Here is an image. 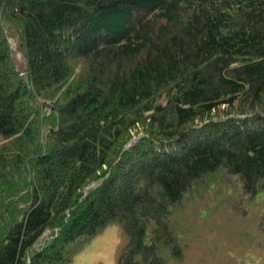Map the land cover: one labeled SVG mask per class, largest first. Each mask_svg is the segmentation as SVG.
Returning <instances> with one entry per match:
<instances>
[{
	"label": "trees",
	"instance_id": "trees-1",
	"mask_svg": "<svg viewBox=\"0 0 264 264\" xmlns=\"http://www.w3.org/2000/svg\"><path fill=\"white\" fill-rule=\"evenodd\" d=\"M111 226L115 264H264V0H0V264Z\"/></svg>",
	"mask_w": 264,
	"mask_h": 264
},
{
	"label": "rangeland",
	"instance_id": "rangeland-1",
	"mask_svg": "<svg viewBox=\"0 0 264 264\" xmlns=\"http://www.w3.org/2000/svg\"><path fill=\"white\" fill-rule=\"evenodd\" d=\"M10 44L14 50L13 58L17 70L20 73H27V62L25 57L17 48L16 39L10 38ZM50 108L54 111V104L50 105ZM135 137L137 138L138 136L136 135ZM222 219L223 217L221 216V220ZM218 231L219 228L215 227L214 235L217 234ZM49 235V232L46 233L45 238L47 239ZM119 238V228L117 226L106 228L75 256L72 264H115V254Z\"/></svg>",
	"mask_w": 264,
	"mask_h": 264
},
{
	"label": "water",
	"instance_id": "water-1",
	"mask_svg": "<svg viewBox=\"0 0 264 264\" xmlns=\"http://www.w3.org/2000/svg\"><path fill=\"white\" fill-rule=\"evenodd\" d=\"M10 41V40H9ZM20 75L22 76V77H24L25 75H26V72H22V73H20Z\"/></svg>",
	"mask_w": 264,
	"mask_h": 264
}]
</instances>
